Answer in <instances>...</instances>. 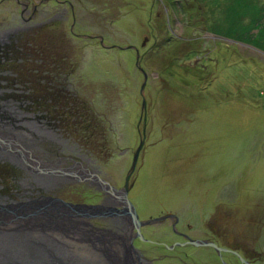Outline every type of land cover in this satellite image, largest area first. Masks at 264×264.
I'll use <instances>...</instances> for the list:
<instances>
[{
	"label": "rangeland",
	"instance_id": "1",
	"mask_svg": "<svg viewBox=\"0 0 264 264\" xmlns=\"http://www.w3.org/2000/svg\"><path fill=\"white\" fill-rule=\"evenodd\" d=\"M18 2L0 0V30L19 25L24 4L31 28L16 36L24 48L0 47V59H13L0 65V86L12 96L0 100L24 102L41 86L44 64L60 76L72 68L75 89L68 100L86 108L87 122L70 131L90 139L81 148L100 161L102 175L116 188L124 184L147 116L130 179L129 199L140 219L172 214L192 237L210 234L215 225L231 241L257 246L264 236V0ZM129 46L137 48L147 74L144 112L143 76L135 51L124 49ZM100 118L104 123L95 121ZM5 163L0 180L8 182L12 168ZM86 193L58 190L70 202L88 200ZM170 224L144 229V237L171 245ZM135 245L148 259L163 257L155 264H195L194 249L180 259L163 248L158 254L152 245ZM259 245L262 257L264 242Z\"/></svg>",
	"mask_w": 264,
	"mask_h": 264
},
{
	"label": "flooded vegetation",
	"instance_id": "2",
	"mask_svg": "<svg viewBox=\"0 0 264 264\" xmlns=\"http://www.w3.org/2000/svg\"><path fill=\"white\" fill-rule=\"evenodd\" d=\"M14 1L19 3L18 0ZM56 2L58 0H55ZM38 3L40 2H32L30 12L32 19L38 14L36 8L39 5ZM20 6L22 7V5ZM28 7L29 4L23 5L24 13L20 14L21 21L18 26L0 30V47L6 46L3 49L9 50L12 49V46L17 47L18 45H22L24 48L25 44L17 43L18 39L16 40V36L20 34L23 36L22 33L24 31L31 29L24 17L28 14ZM70 9L72 20L70 33L74 36L75 14L72 6H70ZM3 55V58L1 57L0 59V65L2 61H7L8 67V63H12L13 59L5 58V54ZM40 61L42 62L43 60L40 59ZM54 67L51 64L41 66L39 75L41 77L39 81L41 86L39 89L35 87V91L32 94L24 95V102L10 99L0 100V138L8 137L7 141L16 147L15 142H20L24 157L22 160L16 156L15 151L12 150L13 148L16 150L14 146L13 148L9 147L5 148L6 150H0V152L3 151L0 158L14 162L8 161V163H5L1 161V163L10 166L12 171H10L8 182L0 180V203L56 199L73 205L102 206L105 211L102 217L86 220L90 228L109 230L118 235L135 236L137 233L136 229L131 228L126 231V229L122 228V226L130 225V220L127 221L126 218H122L121 214H116V212L123 210L121 193H123L125 181L121 188H116L105 180L101 172L100 161L82 149L88 145L90 139L87 136L70 131L71 127L87 122V118H85L87 114L86 108L74 106L68 100L75 89L73 77L71 76L74 71L69 68L67 73L60 76V70ZM3 80L5 81V79ZM5 88L6 86H0V99L12 97L6 95L8 92L3 90ZM21 88L24 87L21 86ZM34 94L35 96L32 98ZM30 98L31 100H28ZM102 114L106 116L105 112ZM90 117L91 114L89 119H91ZM144 117L142 130H144L145 134L147 116ZM76 118L79 120H76ZM95 121L104 123L105 120L100 118L95 119ZM7 129L11 132L5 133ZM0 149H4V144H0ZM38 177L44 179L37 180ZM130 179L128 183L129 201V196L134 190L133 182H130ZM101 180L110 184L113 190L102 186ZM66 187H79L88 192L86 194L90 198L86 201L78 202L65 201L59 197L58 190ZM161 217L166 219L150 225H141L140 234L143 240L134 237L133 246L145 264H155L163 257L146 258V255L136 248L135 244L137 242L142 243L144 246L152 245L159 251L158 254H161L160 250L163 248L165 252L174 253L180 259L188 256L187 248L194 249L196 252L191 259L195 264H264V246L262 247V257L261 251L257 250L260 246L259 244L264 242V236H262V240H260L261 236L259 237L257 246L250 247L248 240L242 239L239 241L236 239L235 241L233 239L231 241L230 237L220 234L214 225V227H211L210 234L205 230L200 237H192L186 231L178 229L179 219L177 216L168 214ZM156 218H149L148 220ZM139 220L141 222L148 221L140 218ZM168 221L171 222L169 231L176 238L171 245L144 237V229H150ZM193 241L206 245L195 246L192 244Z\"/></svg>",
	"mask_w": 264,
	"mask_h": 264
},
{
	"label": "water",
	"instance_id": "3",
	"mask_svg": "<svg viewBox=\"0 0 264 264\" xmlns=\"http://www.w3.org/2000/svg\"><path fill=\"white\" fill-rule=\"evenodd\" d=\"M98 39L100 45L105 47L103 39L100 37ZM124 49L135 51L136 67L143 76L139 93L141 110L144 112L147 74L140 67L137 48L129 46ZM143 145L144 142L141 141L133 154L121 193L123 210L116 212L121 214L123 219L130 220V225L122 228L126 231L136 229L135 236L90 228L86 220L102 217L105 213L102 206L73 205L56 199L0 203V264H145L133 246L134 237L143 240L140 234L141 225L158 223L166 218L141 222L128 200L129 179L136 168ZM13 146L16 150L14 148L12 150L24 159L21 148ZM100 182L102 186L113 190L107 182L103 180ZM192 244L206 245L196 241Z\"/></svg>",
	"mask_w": 264,
	"mask_h": 264
},
{
	"label": "bare ground",
	"instance_id": "4",
	"mask_svg": "<svg viewBox=\"0 0 264 264\" xmlns=\"http://www.w3.org/2000/svg\"><path fill=\"white\" fill-rule=\"evenodd\" d=\"M7 132H11L10 130H8L7 129V131L5 132V133H7ZM0 139H2V137L0 138ZM0 144H4V149H0V150H6L5 148H9V146L4 142V140H1L0 141ZM3 154V151H1L0 152V155H2ZM16 156H18L19 157V155L16 153ZM20 158V157H19ZM22 159V158H21ZM23 160V159H22ZM26 163V162H25ZM40 179H44V178H40V177H38L37 178V180H40ZM43 183V182H42Z\"/></svg>",
	"mask_w": 264,
	"mask_h": 264
},
{
	"label": "trees",
	"instance_id": "5",
	"mask_svg": "<svg viewBox=\"0 0 264 264\" xmlns=\"http://www.w3.org/2000/svg\"><path fill=\"white\" fill-rule=\"evenodd\" d=\"M232 25V24H231Z\"/></svg>",
	"mask_w": 264,
	"mask_h": 264
}]
</instances>
